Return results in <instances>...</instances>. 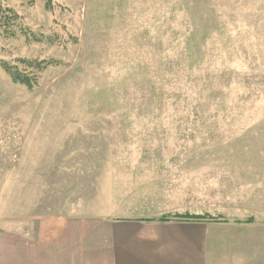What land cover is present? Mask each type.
Masks as SVG:
<instances>
[{
    "label": "rangeland",
    "instance_id": "1",
    "mask_svg": "<svg viewBox=\"0 0 264 264\" xmlns=\"http://www.w3.org/2000/svg\"><path fill=\"white\" fill-rule=\"evenodd\" d=\"M45 2L0 0V226L68 212L101 175L118 215L264 214V0Z\"/></svg>",
    "mask_w": 264,
    "mask_h": 264
},
{
    "label": "crops",
    "instance_id": "2",
    "mask_svg": "<svg viewBox=\"0 0 264 264\" xmlns=\"http://www.w3.org/2000/svg\"><path fill=\"white\" fill-rule=\"evenodd\" d=\"M103 181L101 175L89 198L42 217L36 228L0 226V264H264L263 213L199 220L161 219L203 213L169 209L118 215L117 203L102 200Z\"/></svg>",
    "mask_w": 264,
    "mask_h": 264
},
{
    "label": "trees",
    "instance_id": "3",
    "mask_svg": "<svg viewBox=\"0 0 264 264\" xmlns=\"http://www.w3.org/2000/svg\"><path fill=\"white\" fill-rule=\"evenodd\" d=\"M46 8L48 11L53 10V0H45ZM11 13L6 12L4 14V23L11 25L12 23L14 24V21L20 19L19 15L14 12L12 8H9L8 10ZM7 31H11V33H14L13 30L10 28H6ZM24 61L28 64V66H32L34 68H37L39 71H45L50 65H58V61L56 60H39L37 61L36 59H24ZM3 68L6 71V73L11 77V80L15 84L23 85L27 87L28 89H33L37 84L39 77L36 74H30L29 72H23L20 70L18 67L14 66L10 62H3ZM209 214H204V215H198V214H181V213H174L172 215L164 216V218L161 219H170V218H178V219H202V218H210ZM167 217V218H166ZM213 217V216H212Z\"/></svg>",
    "mask_w": 264,
    "mask_h": 264
}]
</instances>
